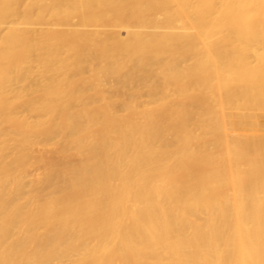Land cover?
I'll return each mask as SVG.
<instances>
[{
    "label": "bare ground",
    "instance_id": "bare-ground-1",
    "mask_svg": "<svg viewBox=\"0 0 264 264\" xmlns=\"http://www.w3.org/2000/svg\"><path fill=\"white\" fill-rule=\"evenodd\" d=\"M0 264H264V0H0Z\"/></svg>",
    "mask_w": 264,
    "mask_h": 264
}]
</instances>
